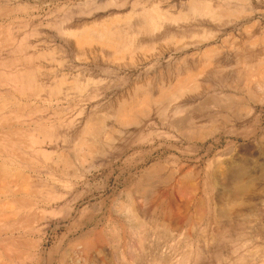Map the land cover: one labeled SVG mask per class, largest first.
<instances>
[{
  "label": "rangeland",
  "instance_id": "rangeland-1",
  "mask_svg": "<svg viewBox=\"0 0 264 264\" xmlns=\"http://www.w3.org/2000/svg\"><path fill=\"white\" fill-rule=\"evenodd\" d=\"M0 168V264H264V0H0Z\"/></svg>",
  "mask_w": 264,
  "mask_h": 264
},
{
  "label": "bare ground",
  "instance_id": "bare-ground-1",
  "mask_svg": "<svg viewBox=\"0 0 264 264\" xmlns=\"http://www.w3.org/2000/svg\"><path fill=\"white\" fill-rule=\"evenodd\" d=\"M197 8V7H196ZM199 8V7H198ZM198 10V9H197ZM206 10H208V11H210V8L209 7H206ZM215 13V12H214ZM158 14V12L157 11H155V10H151V11H149V12H147V14H146V16H148L149 18H154L156 15ZM226 14V13H225ZM107 30V31H106ZM105 31L104 30H102L101 31V33H97V32H95V31H90V30H88V32H86V35H85V37L82 39L83 41H81V42H79V44L80 45H82V46H84V45H87V44H89V40H91L92 41V39L94 38L93 36H92V33H93V35L95 34V33H97V34H101L102 35V37H103V39H102V41L106 44V43H109V45H110V47H116V46H118L119 47V45H120V40H118V41H116V36H115V34L114 33H112L109 29H106ZM92 36V38H91V36ZM98 36H100V35H98ZM97 38H100V37H97ZM236 94V93H235ZM238 94V93H237ZM147 102H149V101H147ZM177 122V121H176ZM183 125H185V124H183ZM93 126V125H92ZM88 130V129H87ZM5 167V166H4ZM8 169V168H7ZM7 169H1L0 168V178L1 177H5V178H8V176H10L11 174L9 173V171H7ZM16 175H18V173H16ZM14 180H15V186H16V188H15V190L14 189H12V187L10 186V192H12V191H14V192H29L30 191V187H31V181L27 178V176H26V178L25 179H21V177L18 175V176H16L15 178H14ZM12 185V184H11ZM18 194V193H17ZM35 194V193H34ZM19 195V194H18ZM62 198H53L52 199V201H51V204L52 205H56V204H58V202H59V200H61ZM41 201V200H40ZM20 202H22V201H20ZM25 203V202H24ZM40 203H42V201L40 202ZM22 204H23V202H22ZM38 204H39V201H38ZM51 205V206H52ZM25 206V205H24ZM34 208V207H33ZM32 217V216H31ZM37 219V218H36ZM221 230V229H220Z\"/></svg>",
  "mask_w": 264,
  "mask_h": 264
}]
</instances>
